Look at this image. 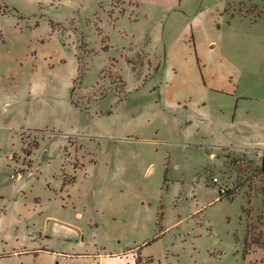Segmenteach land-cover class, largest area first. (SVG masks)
Segmentation results:
<instances>
[{
  "label": "rangeland",
  "instance_id": "1",
  "mask_svg": "<svg viewBox=\"0 0 264 264\" xmlns=\"http://www.w3.org/2000/svg\"><path fill=\"white\" fill-rule=\"evenodd\" d=\"M261 137L264 0H0V264H264Z\"/></svg>",
  "mask_w": 264,
  "mask_h": 264
},
{
  "label": "crops",
  "instance_id": "2",
  "mask_svg": "<svg viewBox=\"0 0 264 264\" xmlns=\"http://www.w3.org/2000/svg\"><path fill=\"white\" fill-rule=\"evenodd\" d=\"M258 141L255 143V147H249L245 149H251L255 150L257 152L264 151V137H261V139H257ZM220 147H223L220 146ZM226 147V146H224ZM231 148V146H229ZM238 148V147H237ZM260 154V153H259ZM57 226L65 227L61 224H58L57 221L54 222ZM72 226V225H71ZM67 229L73 230L71 228L65 227ZM78 231V230H77ZM40 242L37 243L35 249H34V261L35 264H46V260L54 259L55 253L52 249H50L46 241L44 239H41ZM45 245H42V243ZM131 256H128V255ZM119 254L117 253H105V252H77V253H62L61 257L62 260L59 264H107V261H111L114 259H117L119 263H125L122 258H119ZM124 258L128 259V264H136V255L133 252H127L124 254ZM128 256V258H127ZM140 258V257H139Z\"/></svg>",
  "mask_w": 264,
  "mask_h": 264
},
{
  "label": "trees",
  "instance_id": "3",
  "mask_svg": "<svg viewBox=\"0 0 264 264\" xmlns=\"http://www.w3.org/2000/svg\"><path fill=\"white\" fill-rule=\"evenodd\" d=\"M35 131H40L41 132V130H35ZM37 146H38V143H36L35 145H33V147H37ZM258 153H260L259 154L260 155L259 156V162H260V164H259L258 170H259L260 174H264V151L258 152ZM26 154L27 155H30L31 154V151L30 150H26ZM71 181H73V178L71 179ZM240 187L242 188V187H244V185L243 184H239V188ZM260 193L262 195L263 207H264V190H262ZM223 196H225L229 200H232L235 195H234V193L229 192L227 190L224 195H222V194L219 193L220 199ZM243 211L246 214H249V209H243ZM254 248L255 249H260L262 251V259H261L260 263H264V235H263L262 232H258V233L253 232V228H252L251 223H248L247 224V228H246V236H245V239H244L243 256L245 257L248 254H250V252ZM139 263H140V258L138 256L136 258V264H139Z\"/></svg>",
  "mask_w": 264,
  "mask_h": 264
},
{
  "label": "built area",
  "instance_id": "4",
  "mask_svg": "<svg viewBox=\"0 0 264 264\" xmlns=\"http://www.w3.org/2000/svg\"><path fill=\"white\" fill-rule=\"evenodd\" d=\"M212 182L218 188L220 194L224 195L226 193L227 191L226 187L223 185H220L216 177L212 178Z\"/></svg>",
  "mask_w": 264,
  "mask_h": 264
},
{
  "label": "water",
  "instance_id": "5",
  "mask_svg": "<svg viewBox=\"0 0 264 264\" xmlns=\"http://www.w3.org/2000/svg\"><path fill=\"white\" fill-rule=\"evenodd\" d=\"M57 223L77 231V228H75V227H73V226H71L69 224H66V223H63V222H59V221H57Z\"/></svg>",
  "mask_w": 264,
  "mask_h": 264
}]
</instances>
